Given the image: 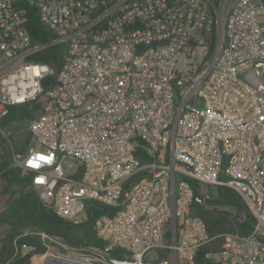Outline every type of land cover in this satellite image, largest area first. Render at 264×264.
<instances>
[{"label":"built area","instance_id":"obj_1","mask_svg":"<svg viewBox=\"0 0 264 264\" xmlns=\"http://www.w3.org/2000/svg\"><path fill=\"white\" fill-rule=\"evenodd\" d=\"M27 8L51 41L31 42ZM56 44L66 56L45 91L55 72L29 57ZM37 100L30 147L14 165L64 221L85 220L89 202L109 209L94 222L105 245L92 261L196 264L210 237L193 207L214 209L220 185L254 224L222 234L205 264H264V0H0V122L10 106ZM23 235L58 256L70 249L43 232ZM34 250L21 245L23 255Z\"/></svg>","mask_w":264,"mask_h":264},{"label":"trees","instance_id":"obj_2","mask_svg":"<svg viewBox=\"0 0 264 264\" xmlns=\"http://www.w3.org/2000/svg\"><path fill=\"white\" fill-rule=\"evenodd\" d=\"M24 26L33 44L41 45L51 41L55 35L45 27L39 19L35 8H27ZM66 56L64 44H56L37 51L29 58L38 63L46 64L54 70V75L42 82L46 91L55 82ZM41 101L37 100L22 105H13L8 109L7 115L0 122V180L2 182L1 195H9L11 199L0 212V225L6 226V231L0 237V264H31L32 257L42 255L47 251L48 242L43 241L37 235H23L25 229L35 232H43L49 237L60 238L63 243L72 250L79 251L86 256H93V248H103L105 243L96 235L94 222L102 214L112 213L107 207L96 202H89L86 219L81 223L73 224L58 218L54 212L46 208L39 200L31 186V178L24 174L22 169L14 165L13 156L23 154L30 147V136L24 140L21 149L12 148L10 143L2 135L9 126L18 125L23 121H30L41 109ZM135 155L140 161L145 160L142 149H137ZM140 178V174L132 177L128 182H134ZM224 179V175H221ZM212 203L214 209L209 210L194 206L193 213L203 220L210 241L196 252L195 263L205 264V253L219 251L223 247L224 233L237 230L239 235H246L252 229L254 218L244 206L242 199L231 189L225 186H215L213 189ZM226 207L236 213L242 211L245 219L240 220L237 215L217 208ZM233 215V216H232ZM231 216V217H230ZM34 247V251L22 254L21 245ZM64 252V250H62ZM124 252L119 249L111 251L113 258H122ZM160 257L165 252L160 251ZM46 255L35 257L33 264L41 263ZM93 264H102L93 262Z\"/></svg>","mask_w":264,"mask_h":264},{"label":"rangeland","instance_id":"obj_3","mask_svg":"<svg viewBox=\"0 0 264 264\" xmlns=\"http://www.w3.org/2000/svg\"><path fill=\"white\" fill-rule=\"evenodd\" d=\"M27 127H28L27 121L20 122L18 125L13 124L4 130L2 132V135L6 138L8 143H10L12 148H15L16 150L21 149L23 147L24 140L27 137ZM1 189H2V182L0 180V191H1ZM10 199H11V197L9 195H1L0 194V212L5 209L6 204L8 203V201ZM6 228H7L6 226L0 225V237L3 236V234L6 231ZM51 244H56V243L52 242ZM67 248H69V247H67ZM48 249L50 251L53 250V248H51L50 244L48 245ZM53 252L54 251H51L50 253L54 254ZM47 254H44V255H47ZM58 254H59V256H62V257H69V256L74 255L77 258H80V259L83 258L84 264H93V262H94L91 260V258H92L91 256H86L85 254H82L79 251H75V250L66 249L65 253L59 252ZM35 257H38V255L32 257L31 264H33V259Z\"/></svg>","mask_w":264,"mask_h":264},{"label":"bare ground","instance_id":"obj_4","mask_svg":"<svg viewBox=\"0 0 264 264\" xmlns=\"http://www.w3.org/2000/svg\"><path fill=\"white\" fill-rule=\"evenodd\" d=\"M53 253L55 255L49 252L44 258V260L42 261V263H39V264H47V263L54 264V261L66 262V264H84L83 258L80 259V258L75 257L74 255L69 256V257H59L56 254V252H53Z\"/></svg>","mask_w":264,"mask_h":264},{"label":"snow or ice","instance_id":"obj_5","mask_svg":"<svg viewBox=\"0 0 264 264\" xmlns=\"http://www.w3.org/2000/svg\"><path fill=\"white\" fill-rule=\"evenodd\" d=\"M39 159L41 161H45V162H50V157H44V156H40ZM34 167H39V164H33Z\"/></svg>","mask_w":264,"mask_h":264},{"label":"water","instance_id":"obj_6","mask_svg":"<svg viewBox=\"0 0 264 264\" xmlns=\"http://www.w3.org/2000/svg\"><path fill=\"white\" fill-rule=\"evenodd\" d=\"M47 264H51V263H47ZM54 264H66V262L54 261Z\"/></svg>","mask_w":264,"mask_h":264}]
</instances>
